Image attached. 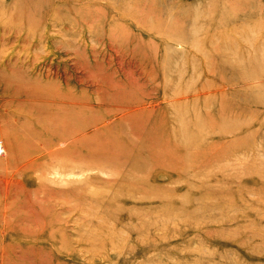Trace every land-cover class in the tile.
<instances>
[{
  "label": "rangeland",
  "instance_id": "rangeland-1",
  "mask_svg": "<svg viewBox=\"0 0 264 264\" xmlns=\"http://www.w3.org/2000/svg\"><path fill=\"white\" fill-rule=\"evenodd\" d=\"M0 264H264V0H0Z\"/></svg>",
  "mask_w": 264,
  "mask_h": 264
},
{
  "label": "bare ground",
  "instance_id": "bare-ground-1",
  "mask_svg": "<svg viewBox=\"0 0 264 264\" xmlns=\"http://www.w3.org/2000/svg\"><path fill=\"white\" fill-rule=\"evenodd\" d=\"M200 126V125H199ZM205 126V125H204ZM177 143V142H176ZM177 146V145H176ZM169 188V187H168ZM162 191V190H161ZM170 191H171V189H170ZM170 193V192H169Z\"/></svg>",
  "mask_w": 264,
  "mask_h": 264
}]
</instances>
